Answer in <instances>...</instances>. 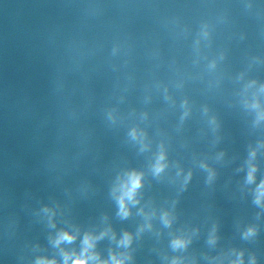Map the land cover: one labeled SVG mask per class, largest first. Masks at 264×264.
<instances>
[{"label":"clouds","instance_id":"9594fccd","mask_svg":"<svg viewBox=\"0 0 264 264\" xmlns=\"http://www.w3.org/2000/svg\"><path fill=\"white\" fill-rule=\"evenodd\" d=\"M138 185H139V180L137 179V180H135L134 183H133V189H135L136 187H138ZM76 264H85V262H84V261H80V260H78V261L76 262Z\"/></svg>","mask_w":264,"mask_h":264}]
</instances>
